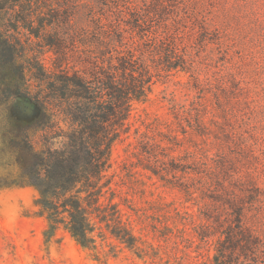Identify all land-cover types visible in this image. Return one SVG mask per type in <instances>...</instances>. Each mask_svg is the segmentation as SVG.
<instances>
[{
  "label": "trees",
  "instance_id": "trees-1",
  "mask_svg": "<svg viewBox=\"0 0 264 264\" xmlns=\"http://www.w3.org/2000/svg\"><path fill=\"white\" fill-rule=\"evenodd\" d=\"M80 1L0 0V67L11 72L10 82L0 88V106L15 98L34 106L29 121L10 125L7 146L21 169L17 182L26 180L40 193L37 203L43 207L47 239L63 230L80 247L95 251L96 236L103 239L105 230L126 248L138 249L113 201L116 195L107 177L111 151L128 133L135 105L150 92L151 70H186L185 53L166 33V46L157 43L156 31L144 27L152 22L149 17L111 20L102 12L84 19ZM110 2L102 0L103 6ZM132 31L140 44L126 37ZM147 34L152 37L143 40ZM44 48L54 56L51 70L41 59ZM234 80L231 76L230 82ZM233 85L237 90L238 84ZM199 94V102L176 111V116L192 133L209 140L211 131L203 119L207 106L200 101L202 91ZM181 133L186 135V130ZM144 138L138 155L143 169L188 197L198 193L204 202L200 213L207 222L198 235H219L215 264H261L264 235L260 208L253 207L259 191L251 178L233 180L230 174L233 162L226 150L239 149L243 139L235 128L220 127L212 158L204 152L198 158L188 152L173 157L170 152L181 144L175 136H166L167 146ZM54 141H60L63 150L52 151Z\"/></svg>",
  "mask_w": 264,
  "mask_h": 264
},
{
  "label": "rangeland",
  "instance_id": "rangeland-1",
  "mask_svg": "<svg viewBox=\"0 0 264 264\" xmlns=\"http://www.w3.org/2000/svg\"><path fill=\"white\" fill-rule=\"evenodd\" d=\"M110 1L103 6L102 0H81L84 19L91 17L88 14L102 12L111 20L117 16L123 21L134 15L149 17L152 22L144 27L151 25L156 31L157 43L161 40L166 46L165 33L179 42L188 69L151 70L152 84L146 100L135 105L128 133L112 147L107 177L116 195L113 201L118 204L122 222L137 239L138 249L126 248L105 230L103 239L96 236L95 251L79 247L96 264H215L219 235L204 239L198 235L199 227L207 222L200 213L204 202L198 193L188 197L143 169L138 162L140 141L146 136L167 146L166 136H175L181 144L170 152L173 157L188 152L198 158L204 152L212 158L216 154L215 134L222 126H233L243 139L239 149L226 150L233 162L230 174L233 180L249 177L254 181L259 193L253 197V207L260 208L264 235V0ZM130 36L136 44L141 43L136 31L126 34ZM150 37L147 34L143 40ZM42 52L44 66L53 69L52 52L47 48ZM231 76L234 83L230 82ZM10 80V68L1 66L0 88ZM235 83L239 90H235ZM199 91L203 97L200 101L207 106L203 119L211 131L209 140L192 133L186 122L176 116V111L182 113L199 102ZM33 110L34 106L23 98L0 106V167L14 164V153L7 146L8 128L29 121ZM182 128L186 135L181 133ZM254 213L253 210L247 216ZM41 227L31 218L21 222L18 231L23 238L8 236L13 252H30L39 258L50 242L63 245L66 232L58 230L47 239L44 231L41 242ZM259 257L264 264L262 254Z\"/></svg>",
  "mask_w": 264,
  "mask_h": 264
},
{
  "label": "clouds",
  "instance_id": "clouds-1",
  "mask_svg": "<svg viewBox=\"0 0 264 264\" xmlns=\"http://www.w3.org/2000/svg\"><path fill=\"white\" fill-rule=\"evenodd\" d=\"M51 150L61 151L63 144L54 141ZM20 175L18 165L0 167V181H7L0 182V233L3 234V238H0V264H96L95 259L80 248L75 238L67 232L63 245L50 242L39 258L30 252H13L8 236L15 234L17 240L23 238L18 231L21 222L31 218L33 223L41 224V242L42 233L47 230L45 218L37 215L43 210L42 205L37 203L41 198L40 193L26 180L17 182Z\"/></svg>",
  "mask_w": 264,
  "mask_h": 264
}]
</instances>
